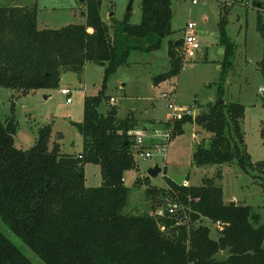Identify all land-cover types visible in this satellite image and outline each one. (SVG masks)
Returning a JSON list of instances; mask_svg holds the SVG:
<instances>
[{"label": "trees", "instance_id": "1", "mask_svg": "<svg viewBox=\"0 0 264 264\" xmlns=\"http://www.w3.org/2000/svg\"><path fill=\"white\" fill-rule=\"evenodd\" d=\"M83 5L85 25L56 30L39 28L35 3L0 6V88L27 96L58 89L64 73L81 75L88 63L104 68L102 89L85 99L82 154H63L57 143L51 148L50 125L40 129L33 147L19 149L15 146L16 117L0 120L2 223L44 264H264L260 215L252 206L224 202L222 188L212 179L204 177L201 186L166 179L169 189L146 191L148 198L159 195L181 204V215H169L167 209L162 217L124 213L129 195L125 174L139 170L129 135L138 123L133 115L120 119L116 105H111L107 115L100 113L101 104L108 100V79L127 65L131 52L157 51L164 39L173 45L170 65L154 83L178 76L183 65L176 51L181 42L176 45L172 39V0H142L138 25L130 23V13L122 21L112 18V24H106L100 0H85ZM230 7L221 6L218 23V43L225 50L226 64L235 50L227 34ZM257 30L264 40L260 13ZM220 86L221 99L207 112L205 129L213 135L210 145H200L193 161L198 168L236 161L247 175L256 169L262 173L264 160L254 163L245 147L241 128L245 107L225 103ZM191 122L188 116L177 121L173 137ZM261 136L264 139V122ZM86 164L101 167V186H86ZM203 219L223 224L217 238L202 224ZM0 264L34 263L0 231Z\"/></svg>", "mask_w": 264, "mask_h": 264}, {"label": "rangeland", "instance_id": "2", "mask_svg": "<svg viewBox=\"0 0 264 264\" xmlns=\"http://www.w3.org/2000/svg\"><path fill=\"white\" fill-rule=\"evenodd\" d=\"M100 1L101 15L106 24L111 25L112 18L122 21L128 13L131 24L141 23L142 0H134L131 12H128L130 0ZM31 2L33 1L0 0V6L24 7ZM34 3L38 5L42 28L56 30L68 25L86 24L83 9L80 8L81 0H34ZM222 5L219 0H200L197 5H193L192 0H172V28L175 31L172 39L176 43L181 42L176 52L181 55V64L185 65L178 76L159 85L154 83V78L165 73L170 65L169 50L173 45L172 41L164 39L162 47L157 51L131 52L127 65L121 66L108 79V100L101 104L100 113L107 115L111 108L110 98L116 99L117 107L121 109L119 118L125 119L130 113L133 114L138 123L135 130L144 131V135L146 133L145 143L148 147L144 148V152L152 149L153 155L148 159L140 153L136 154L139 170L125 174L124 180L129 188L125 214H150L156 217L158 211H166L170 205H174L177 206V214L181 215L184 209L181 204L159 195L148 198L146 191L150 188L169 189L166 179L178 184L186 182L188 186H201L206 177L222 188L224 202L235 200L237 204L252 206L260 215L259 223L264 225V172L251 170L249 176L238 167L236 161L203 168H198L193 161V155L199 146L208 148L213 136L206 131V122L198 125L195 118L203 113L207 114L208 107L221 99V84L224 94L222 100L225 103L245 107L241 128L245 136V147L252 161L256 163L264 160V139L261 136L264 122V95L261 93L264 86L261 70L264 40L257 30V14L264 16V0H235L230 4L227 34L234 43L235 50L229 64L225 63V50L218 43ZM189 22L197 24L201 44L200 51L192 60L185 59L182 43L184 29ZM221 50L224 51L222 54ZM103 82L104 68L88 63L81 75L64 73L59 88L48 92L41 90L31 95L18 96L12 90L0 88V120L5 121L13 114L16 117L18 133L15 146L19 149L33 147L40 129L50 125L51 148L57 143L63 154H82L84 138L75 124L84 123L85 99L87 96L97 95ZM65 88L72 91L71 104L61 94V89ZM174 91L177 104L190 108L196 115H192L191 123L184 125L181 135L172 137L171 140L164 137V140L161 134H166V128L174 126L178 120L169 119L172 111L163 95ZM156 131H159L160 136ZM157 165L162 173L154 179L148 177V171ZM84 173L87 187L102 185L100 166L86 164ZM136 179L138 182L135 186ZM200 223L201 221L197 224ZM202 224L210 228L214 239L218 237L219 232L213 222L203 219ZM0 231L34 264H44L1 220ZM220 257H225V254Z\"/></svg>", "mask_w": 264, "mask_h": 264}, {"label": "built area", "instance_id": "3", "mask_svg": "<svg viewBox=\"0 0 264 264\" xmlns=\"http://www.w3.org/2000/svg\"><path fill=\"white\" fill-rule=\"evenodd\" d=\"M200 0H192L193 5H197ZM221 4L223 5H230L235 2V0H219ZM183 53L185 56V59L187 60H192L194 57H196L197 53L201 49V44L199 41V33L197 29V24L193 22H189L184 29V38H183ZM185 65L183 63L182 70L184 69ZM176 92L164 94L163 97L168 101V108L172 111V113L169 115V119L171 121L173 120H182L183 117L188 116V117H193L192 115H196L190 108H184L181 107L177 104V99H176ZM261 93L264 95V87L261 89ZM61 94L65 97H67V103L71 104L72 103V91L70 89H61ZM111 104L116 105L117 101L114 98L110 99ZM167 132L166 134H161V136L166 138V140L170 139L173 137V132H174V126H170L169 128H166ZM156 134L160 136L159 131H156ZM131 137L133 138V151L134 154H139L144 157L151 159L153 157L152 155V149L150 151L147 150L144 152V148L148 147L147 144L145 143V138H146V133L144 135V131L142 130H133L129 133ZM165 140V139H164ZM162 152V150H160ZM183 185L188 186V184L185 182ZM168 214L169 215H175L177 213V206L170 205L168 207ZM167 212L164 210L158 211L156 216L162 217L166 214ZM215 226L217 229H222L223 224L221 222L215 223Z\"/></svg>", "mask_w": 264, "mask_h": 264}, {"label": "water", "instance_id": "4", "mask_svg": "<svg viewBox=\"0 0 264 264\" xmlns=\"http://www.w3.org/2000/svg\"><path fill=\"white\" fill-rule=\"evenodd\" d=\"M81 2H83V0H81ZM133 3H134V0H130L129 7H128V12H131L132 11ZM176 44L178 45L179 42H177ZM261 70H262L263 77H264V63H262V65H261ZM220 102L222 103V100ZM206 121H207V114L206 113H203L201 115H198L195 118V123L198 124V125H202ZM75 127L79 130V132L82 133V131H83V124H75ZM161 173H162V169L157 165V166H155L154 168H151L148 171V177L154 179V178L158 177ZM229 204L231 206H236L237 205V202L234 200V201L230 202Z\"/></svg>", "mask_w": 264, "mask_h": 264}, {"label": "crops", "instance_id": "5", "mask_svg": "<svg viewBox=\"0 0 264 264\" xmlns=\"http://www.w3.org/2000/svg\"><path fill=\"white\" fill-rule=\"evenodd\" d=\"M33 2H31V3H29V4H33L34 3V0H32ZM29 4H27V5H29ZM16 6V5H15ZM38 6V5H37ZM80 8L81 9H83L84 10V8H85V6L83 5V2H81V6H80ZM101 17H102V15H101ZM103 19V18H102ZM41 21H42V19H41V17L39 16V13H38V26H39V28L40 29H47V28H42V26H41ZM103 21H104V19H103ZM105 22V21H104ZM106 23V22H105ZM50 30H52V29H50ZM224 51L223 50H221L220 51V53L222 54ZM264 87V86H263ZM262 87V88H263ZM261 88V89H262ZM45 91V90H44ZM45 92H48V91H45ZM111 99V98H110ZM212 101V100H211ZM110 105H112V104H110ZM116 106H117V103H116ZM119 109V108H118ZM121 113V109H119V114ZM129 115H133L132 113H130Z\"/></svg>", "mask_w": 264, "mask_h": 264}]
</instances>
